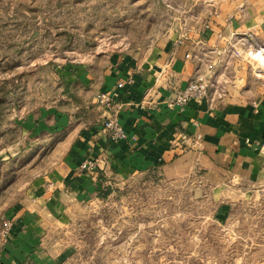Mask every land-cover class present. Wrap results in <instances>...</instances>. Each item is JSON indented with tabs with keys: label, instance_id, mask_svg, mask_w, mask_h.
<instances>
[{
	"label": "rangeland",
	"instance_id": "374dc122",
	"mask_svg": "<svg viewBox=\"0 0 264 264\" xmlns=\"http://www.w3.org/2000/svg\"><path fill=\"white\" fill-rule=\"evenodd\" d=\"M212 1L0 0V254L13 209L48 169L56 142H27L21 124L63 102L62 81L72 67L134 59L181 38L193 80L202 77L219 106L264 93L263 61L250 54L264 57L256 40L231 36L220 52L196 48V32L214 16ZM259 154L251 178L222 184L198 173L168 181L158 170L104 172L97 197L72 208L62 237L73 250L70 263L264 264V144Z\"/></svg>",
	"mask_w": 264,
	"mask_h": 264
},
{
	"label": "crops",
	"instance_id": "0c3cea01",
	"mask_svg": "<svg viewBox=\"0 0 264 264\" xmlns=\"http://www.w3.org/2000/svg\"><path fill=\"white\" fill-rule=\"evenodd\" d=\"M211 8L208 27H201L193 40L200 53L220 52L231 36L264 46V0H213ZM172 40L134 59L122 56L72 67L62 81L63 102L24 117L20 133L27 142H56L48 169L33 178L12 211L0 264H71L73 250L62 237L72 208L97 197L106 183L104 172L128 176L158 170L168 181L198 173L212 184L245 180L257 172L264 144V93L238 104L219 106L207 96L183 109L169 106L195 75L188 41ZM250 54L264 65L262 54ZM100 92L122 104L125 141H111L102 131L103 114L94 104ZM143 100L148 108L136 107ZM94 159L103 160L94 172L80 169ZM55 233L58 239L52 240Z\"/></svg>",
	"mask_w": 264,
	"mask_h": 264
},
{
	"label": "built area",
	"instance_id": "2783aa9c",
	"mask_svg": "<svg viewBox=\"0 0 264 264\" xmlns=\"http://www.w3.org/2000/svg\"><path fill=\"white\" fill-rule=\"evenodd\" d=\"M204 27L207 28L208 25H204ZM186 57L188 58L189 55H186ZM123 84L124 83L120 82L118 85L121 87ZM207 96V85L202 77H198L189 82L185 88L179 90L174 99L168 102V105H174L183 109L190 103V101L203 99ZM94 104H96L102 111L104 121L101 125V129L107 135L109 140L114 142L125 141L127 139V134L119 119L122 104L117 103L115 98L106 92L98 93L94 98ZM136 107L141 109L148 108L146 101L144 100L140 101ZM102 162V159L86 160L81 164L80 169L84 172L92 173L99 168L100 163ZM11 226L12 224L9 222L7 225V234L10 232Z\"/></svg>",
	"mask_w": 264,
	"mask_h": 264
}]
</instances>
